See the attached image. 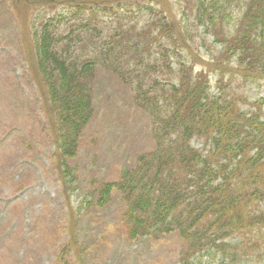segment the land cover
I'll list each match as a JSON object with an SVG mask.
<instances>
[{
    "label": "trees",
    "instance_id": "1",
    "mask_svg": "<svg viewBox=\"0 0 264 264\" xmlns=\"http://www.w3.org/2000/svg\"><path fill=\"white\" fill-rule=\"evenodd\" d=\"M121 1L115 8L70 5L34 35L37 68L63 127L62 157L78 146L93 109L91 78L102 66L134 89V101L149 114L155 147L139 155L136 170L101 184L98 204L115 188L126 200L123 218L131 237L176 230L196 252L221 234L258 225L264 213H254L252 201L264 204V109L243 111L234 99L214 96L207 73L195 71L181 49L202 48L211 58L213 45L220 44L211 59L217 67L226 57L227 66L241 73L264 74V0H194L190 26L201 29L198 45L191 40L189 19L180 18L179 36H172L162 20L123 23L117 12ZM134 6L135 12L154 13L145 4ZM97 11L111 17L107 27Z\"/></svg>",
    "mask_w": 264,
    "mask_h": 264
},
{
    "label": "rangeland",
    "instance_id": "2",
    "mask_svg": "<svg viewBox=\"0 0 264 264\" xmlns=\"http://www.w3.org/2000/svg\"><path fill=\"white\" fill-rule=\"evenodd\" d=\"M115 1L0 0V264H180L191 254L188 241L177 231L131 237L123 218L126 200L117 189L112 188L104 205L97 202L102 183L115 182L122 168L154 147L149 114L134 101V89L113 72L96 67L92 114L80 129L78 146L66 158L59 148L63 127L37 68L34 35L49 17L73 4L96 2L115 8L120 4ZM139 1H121L123 23L162 20L170 26L167 32L179 36V19H189L191 40L198 45L199 32L190 26L194 0ZM137 3L154 8V13L135 12ZM131 8L133 17L124 13ZM108 17L98 18L104 27L111 22ZM220 49L218 44L211 58L194 49L181 52L196 70L207 73L217 98L234 99L243 111L264 107V74L241 73L227 66L226 57L217 67L211 59ZM146 84H141L142 90ZM252 204L264 210L262 200ZM255 230L254 236L240 234L245 245L237 247L231 242L238 234L230 233L225 248L238 259L233 263L203 254L192 264H264V221ZM237 251L242 253L237 256Z\"/></svg>",
    "mask_w": 264,
    "mask_h": 264
}]
</instances>
